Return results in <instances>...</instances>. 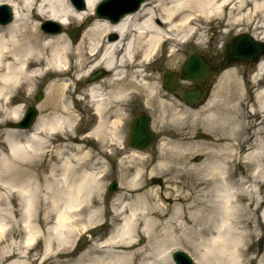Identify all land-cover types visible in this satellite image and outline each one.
Returning a JSON list of instances; mask_svg holds the SVG:
<instances>
[{"label":"bare ground","instance_id":"obj_1","mask_svg":"<svg viewBox=\"0 0 264 264\" xmlns=\"http://www.w3.org/2000/svg\"><path fill=\"white\" fill-rule=\"evenodd\" d=\"M101 1L73 0L80 10L70 0H0L13 14L0 23L1 120L17 119L24 109L18 94L29 97L50 77L36 122L6 130L0 143V233L7 227L0 264H174L171 251L181 246L194 264H264V246L248 256L246 239L253 231L264 242V59L250 78L239 67L223 70L197 107L146 72L164 45L168 62L181 43L204 46L207 23L226 29L221 39L244 22L264 31V0H145L138 9L124 12L132 5L123 3L98 12ZM85 16L75 42L62 29L39 27L49 19L67 28ZM99 70L103 76L90 80ZM132 104L154 117L155 159L123 145ZM78 118L95 122L74 144ZM55 136L65 140L52 145ZM114 147L121 188L105 203V164L90 150L107 155ZM151 177L162 183L149 186ZM92 229L97 235L86 248L73 246L77 232ZM142 235L145 244L136 240ZM35 239L42 250L31 253Z\"/></svg>","mask_w":264,"mask_h":264},{"label":"rangeland","instance_id":"obj_2","mask_svg":"<svg viewBox=\"0 0 264 264\" xmlns=\"http://www.w3.org/2000/svg\"><path fill=\"white\" fill-rule=\"evenodd\" d=\"M83 10V9H82ZM87 17V16H85ZM93 18V17H92ZM49 20V19H47ZM12 21V20H11ZM10 21V22H11ZM46 21L42 20L39 23V27L41 25L42 22ZM91 21L88 22V24ZM85 26V22L83 21V23H74L72 25H70L69 27L65 28L64 26H62V31H65L66 35L70 38L68 32L71 28H78L81 27V31H80V35L82 33L83 27ZM226 29L219 26V23L216 22H211V23H207L205 24V37H204V41L205 44L204 46H197L195 45L193 42L192 43H188V44H182L181 46H179L180 48V52H179V56L176 59L175 62H168L169 60L167 59V56L169 54V46L168 45H164L162 50L158 52V57L154 60V62H152L148 68L146 69L147 73H152L154 76H158L160 79V85L164 88V90L170 94V96L180 100L181 103L186 104V102L183 100L182 98V93L183 91L187 90V89H192V81L183 78L182 74H181V65L184 63V61L187 59V57L192 54V53H198L200 55H202L203 57H205L206 59L217 63L219 61L223 60V47L225 45V43L234 35L240 34V33H247L249 35L254 36L255 38L259 39V40H263L264 41V31L262 29H255L254 24H249L248 22H244L243 24L236 26L232 32H230L229 35H227L224 39L220 38V33H223ZM80 37V36H79ZM78 40V39H77ZM71 41V38H70ZM177 48V47H176ZM260 59H264V55L260 57ZM259 59V60H260ZM177 63V64H174ZM235 67H239L241 69V76L244 74L246 75V77L250 78L254 73H255V67H254V63H232L230 65H228L227 68H235ZM223 69V70H225ZM222 70V71H223ZM222 71H218L216 72L215 76L212 78V80L210 81V86L208 88V94L207 97L210 95L214 85L217 83V81L219 80V75L221 74ZM175 72L178 74L177 77V81L179 83V88H177L176 90H173L172 92L168 91L165 89V87L163 86V76L166 73H172ZM104 74V73H103ZM103 76V75H102ZM264 76V75H263ZM42 84H40L38 86V88L36 90H34V92L32 94L29 95V97L25 98V95L23 92H20L18 94V98L17 100L21 101L23 100L24 103H22L24 109L21 113V115L17 118V119H10L8 118L7 120H1L0 118V143L4 141L5 138V131L8 129L11 130H15L16 127H14V123L16 120H18L20 117H22L24 111H26V109H30L31 107L35 108L36 111V116L35 119H38L39 116V102H41L45 96H46V82L50 80V77H47V75H45L42 78ZM45 82V83H44ZM44 83V84H43ZM264 86V82L262 84H260V88ZM41 93L40 98L37 97L38 93ZM206 97V98H207ZM205 98V99H206ZM205 99L202 101V103L205 101ZM200 103V104H202ZM200 104H194L193 106L197 107ZM129 113L130 116L128 118H125L123 120V125H122V133L125 136V143L123 144L124 146H127L128 148H130V146L128 145V136H129V125L130 122L133 118H135L136 116H138L139 114H147L150 117V128L152 131H154L156 137L155 139L144 149L142 150H138V151H142L144 152V154L147 155H151L154 159L157 157V153L158 151L156 150V145L160 139V134H159V129L154 127V117L152 116V114L150 113V111L147 108L142 107L141 105H137V104H132L129 107ZM35 120V122H36ZM76 121V120H75ZM34 122V123H35ZM95 120L94 119H89V118H83V119H77L76 123H74L75 127H74V136L75 138L71 137L69 138L70 142H73L74 144H80V139L84 138L85 136H88L89 134V130L90 128L94 125ZM33 123V124H34ZM93 123V124H92ZM32 124V125H33ZM32 125H29L30 127ZM92 125V126H91ZM28 128H19V129H29ZM193 131V130H192ZM70 137V135H68ZM67 136V137H68ZM66 137V138H67ZM55 139H53V144L52 145H57L59 143H61V140H65L64 137H59V136H55ZM63 138V139H62ZM91 144H96L95 141H87L86 144H84V146L89 145V143ZM115 146V145H114ZM118 147L119 144L117 145ZM4 147L5 144H4ZM108 147V146H107ZM105 147V148H107ZM98 148V146H96V149ZM115 148V147H114ZM96 149H92L90 151L92 152H96V156L98 157V161L99 163H103L105 164V167L102 169L104 178L101 179L103 188L101 190V194H100V198L101 200H103L105 203H109L111 200H113L115 198V194L120 190V186L121 184L119 183L121 181V174H117L118 172V159L121 157V152L115 148V150H109L107 149V155L104 153V151L100 150L99 153H97ZM133 149V148H132ZM1 150V148H0ZM5 151V149H4ZM3 153V152H2ZM96 157V158H97ZM45 160H47V157L45 156V154L41 157L40 162H45ZM99 166V165H98ZM58 177V176H57ZM245 179L248 178V176H244ZM117 181V188L114 190V192L111 194L108 191V186L109 183H111L112 181ZM147 183L149 184V186H153V187H157L159 186V184L162 183V179L159 177H151L149 179H147ZM168 201H165V203H167ZM104 207V205H103ZM256 215V214H255ZM106 219H108L107 215H103V221H105ZM111 228L109 227L108 224H106L105 226L103 225L101 227V232H103L105 235H107V233L109 232ZM259 229V228H258ZM95 229H92L91 231H85L84 233H82L81 231L77 232L76 236H75V240H74V244L73 243H68V245H77L78 249L82 250L84 248H86L88 246V244L91 242L90 239L91 238H96V232H93ZM259 232H263L264 234V224L262 223L260 229L258 230ZM7 233V227L5 228V230H3L0 234L5 235ZM256 235V234H255ZM253 234V231L250 232V234L248 236H246L247 240H250L251 244L249 245V253L247 254L248 256L253 257L254 255L259 253L260 250V243L262 244V247L264 246V242H261V239L257 236H255ZM42 235H38L37 239L40 240V242L42 243ZM136 240L140 243V244H145L147 242V237L146 236H141V237H137ZM36 239L33 241V245H35L31 251V253H38L40 252L42 249V244H39L40 242H35ZM9 242L12 244H15L17 242H19V239L14 238L13 236H9ZM37 243V244H36ZM174 250H183L186 253H188L189 255H192L191 249L188 248H183L178 247ZM171 251V255L172 252ZM170 255V259L173 261L172 257ZM173 263L175 264V262L173 261ZM253 264H255V261L253 262ZM260 264V263H259Z\"/></svg>","mask_w":264,"mask_h":264},{"label":"water","instance_id":"obj_3","mask_svg":"<svg viewBox=\"0 0 264 264\" xmlns=\"http://www.w3.org/2000/svg\"><path fill=\"white\" fill-rule=\"evenodd\" d=\"M143 0H104L98 7V12H103L107 7H110L111 4H115L117 7L123 5H132L125 7L122 10L124 12L132 10V8H138L139 4ZM6 10V17L2 22H7L11 18V14L6 7V5L1 6ZM113 10V8H112ZM123 11L116 17L112 18L114 21L118 20L120 16L124 13ZM110 15H108L109 17ZM49 22L43 24V29L48 30L46 27ZM60 31V28L57 30ZM73 41H76L79 36V29H72L69 32ZM224 59L220 64L213 66L209 61L204 59L202 56L196 54L190 55L186 60L185 64L182 67V74L185 78H188L193 81L194 89L185 91L183 93V99L187 103H198L202 99V96L206 93V86L210 78L214 75L219 69H223L230 63H239V62H256L260 55L264 54V44L254 40L249 35L243 33L236 36H233L231 40L226 43L224 47ZM102 74V71L96 73L92 78H97ZM164 85L167 90L172 91L178 87L176 82V75L174 74H165L164 76ZM39 94L38 98H40ZM36 115L34 108H30L27 112L25 120L16 124L19 127L29 126ZM154 138V133L150 130L149 127V117L147 115H141L135 119L131 124L130 139L129 143L135 148L142 149L147 144H149ZM116 184L111 185V191L115 190ZM174 259L178 264H192L190 257L184 252L177 251L174 254Z\"/></svg>","mask_w":264,"mask_h":264}]
</instances>
